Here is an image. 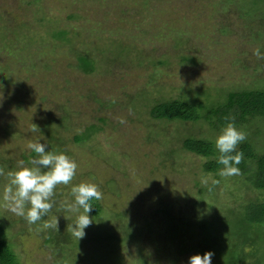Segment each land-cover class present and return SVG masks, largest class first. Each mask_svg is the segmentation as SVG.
I'll use <instances>...</instances> for the list:
<instances>
[{
	"label": "rangeland",
	"instance_id": "374dc122",
	"mask_svg": "<svg viewBox=\"0 0 264 264\" xmlns=\"http://www.w3.org/2000/svg\"><path fill=\"white\" fill-rule=\"evenodd\" d=\"M257 48L264 52V0H0V195L8 171L33 166L30 142L77 163L34 224L0 199V225L20 264H186L208 250L212 264L220 250L264 264V236L244 248L239 238V248L229 211L264 192L206 172V158L182 149L184 138L215 142L220 130L150 115L159 101L209 106L226 91L263 90ZM80 57L93 61L92 72ZM236 127L264 152V119ZM80 182L97 184L102 199L78 240L79 212L64 205ZM55 217L57 228H45Z\"/></svg>",
	"mask_w": 264,
	"mask_h": 264
},
{
	"label": "trees",
	"instance_id": "16d2710c",
	"mask_svg": "<svg viewBox=\"0 0 264 264\" xmlns=\"http://www.w3.org/2000/svg\"><path fill=\"white\" fill-rule=\"evenodd\" d=\"M79 61L80 68L85 72L90 73L94 70V63L88 57H80ZM150 115L156 120L180 124L205 121L212 130H221L226 124L224 117H234L235 126H240L254 119H264V89L226 91L222 102L209 106L203 102L194 103L177 99L159 101L153 103L150 108ZM182 149L206 158L203 165L206 172L219 173V169L223 167L216 163L218 151L215 142L212 140L187 137L182 142ZM237 149L243 153V158L238 165L240 168L238 178L242 180L246 187L264 192V152L257 151L253 144L246 140L240 142ZM245 203L244 206L230 208L231 210H229L234 216L232 242L239 247L237 241L239 238L244 239L243 248L254 235H258V238L264 236V200H249ZM92 205L94 208L89 214L94 215L100 212L101 207L97 200H93ZM201 232L203 238L199 235V238L202 239L200 241L208 245L207 240L212 238V236H209L211 231L208 232L207 227L204 225ZM218 241H221L220 237H218ZM215 247H218V245L216 244ZM220 251L221 255L216 258L218 260L215 259L214 264H237L236 261L248 264L245 262L248 255L243 258L242 252L236 255L234 258L236 260L230 261L225 256L224 250ZM251 255H256V252H252ZM0 264H20L19 257L10 246L2 225H0ZM252 264H256V262Z\"/></svg>",
	"mask_w": 264,
	"mask_h": 264
},
{
	"label": "clouds",
	"instance_id": "9594fccd",
	"mask_svg": "<svg viewBox=\"0 0 264 264\" xmlns=\"http://www.w3.org/2000/svg\"><path fill=\"white\" fill-rule=\"evenodd\" d=\"M254 55L258 59H264V52L259 48L254 50ZM224 119L226 124L215 139L218 151L216 163L223 166L219 169V175L222 177L240 174L238 165L243 153L237 149V145L246 138L245 132L235 126L234 117ZM37 128L39 127L36 125L32 130L36 131ZM28 148L35 154L30 157L33 166H24L23 162H20L21 166L16 170L8 171L7 183L3 187L0 199L9 212L24 218L29 224H34L52 209L54 203L52 197L57 185H68L73 180L77 163L64 152L51 151L46 141L30 142ZM216 183L218 181L213 179L212 184ZM71 195V202H67L64 207L68 211L79 212L71 225L72 235L79 240L84 237L85 228L93 223L89 215L94 208L92 201L102 199V192L95 183L80 182L72 185ZM57 225L58 219L55 217L50 222H45L44 227L57 228ZM213 255L211 250L205 251L202 255L196 253L187 259L186 264H212Z\"/></svg>",
	"mask_w": 264,
	"mask_h": 264
}]
</instances>
